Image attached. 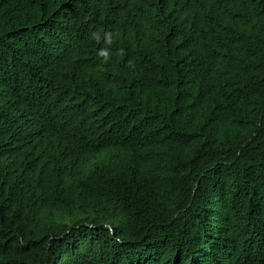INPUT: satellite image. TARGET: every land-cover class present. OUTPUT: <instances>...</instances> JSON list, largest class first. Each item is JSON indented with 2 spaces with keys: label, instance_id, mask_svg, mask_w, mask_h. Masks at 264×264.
Returning a JSON list of instances; mask_svg holds the SVG:
<instances>
[{
  "label": "trees",
  "instance_id": "16d2710c",
  "mask_svg": "<svg viewBox=\"0 0 264 264\" xmlns=\"http://www.w3.org/2000/svg\"><path fill=\"white\" fill-rule=\"evenodd\" d=\"M0 264H264V0H0Z\"/></svg>",
  "mask_w": 264,
  "mask_h": 264
},
{
  "label": "clouds",
  "instance_id": "9594fccd",
  "mask_svg": "<svg viewBox=\"0 0 264 264\" xmlns=\"http://www.w3.org/2000/svg\"><path fill=\"white\" fill-rule=\"evenodd\" d=\"M93 36H94L96 39H99V35H98V33H94ZM106 40H107V42H108L109 44L111 43V37H110V36L106 37ZM121 54H122V50H121ZM98 55L101 56V57H104L105 60H107V59L109 58L110 53H109L108 50L105 49V50H101V51L98 53Z\"/></svg>",
  "mask_w": 264,
  "mask_h": 264
}]
</instances>
